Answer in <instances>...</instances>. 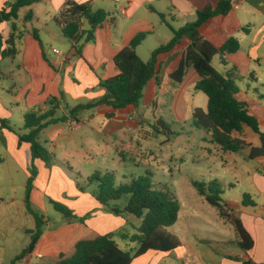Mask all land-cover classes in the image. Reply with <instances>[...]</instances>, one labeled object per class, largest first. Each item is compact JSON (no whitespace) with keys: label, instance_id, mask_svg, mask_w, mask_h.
<instances>
[{"label":"crops","instance_id":"crops-1","mask_svg":"<svg viewBox=\"0 0 264 264\" xmlns=\"http://www.w3.org/2000/svg\"><path fill=\"white\" fill-rule=\"evenodd\" d=\"M74 1L80 4L90 3L94 11L102 9L114 20L113 25L105 22L96 28L95 40L85 45L82 57L76 54L71 42L63 36L60 25L55 21V17L64 8L67 0H39L31 6L21 8L17 19L2 24L0 28L6 40L13 31V25L16 26L14 31L16 53L0 61V119L8 121L7 127L2 126L0 121V134L6 141L5 150L0 153V165L5 161H12L13 165L26 172L28 179L31 176L28 171L32 165L31 146L29 143L20 145L17 135V133L28 132L24 124L26 114L36 111L43 113L55 108L56 118H61L58 116L59 112L63 117H67L63 121L67 125L58 122L50 125L51 128L49 126L44 129L53 147L59 149L63 146V138L71 139V137H65L66 129H70L68 125L71 124L72 129L74 123H80L69 117V109L79 104L96 101L105 95V90L100 87V80L110 79L119 74L115 56L126 48L136 35L148 34L136 51L143 61H149L155 49L171 40L172 28L179 29L188 22L195 21L198 10L209 3L216 6L218 2V0ZM230 1L231 4L237 2L238 7L232 6L227 14L210 18L201 26L200 32L218 48L231 38L238 40L240 47L237 52L215 56L212 65L222 75L236 80L239 87L236 98L247 104L250 114L258 119L260 128L264 132V0ZM7 2L8 0H0V9L6 7ZM162 25L167 26L168 32L163 30ZM149 41L152 45L146 47ZM188 44L189 40L183 38L172 50L160 54L157 66L159 85L157 79H152L146 86L144 97L138 106L130 105L115 110L103 104L80 113V120L83 119L86 124H90V117L106 116L107 121L103 118L102 130L108 135L126 128L139 129L145 123L140 110L158 106L160 91L174 84L170 74L180 66ZM57 46L62 49L60 50ZM54 50H58L59 53L56 54ZM217 57L218 60L215 63ZM6 59L10 62L3 64ZM199 80L200 76L195 68L189 67L183 81L175 84L177 90L171 106L178 108L184 92L190 85L196 87ZM247 80L251 82L246 83ZM53 98L57 102L52 106L49 101ZM204 106L208 108V97L204 100ZM196 108L199 107H195L194 110ZM111 114L112 116H109ZM14 118H18L23 125H17V123L13 125ZM159 119L155 116L156 122ZM245 129L246 126L234 136L241 138L247 144L256 146L255 139L248 140L245 137ZM219 149L227 155L230 153L222 151L220 147ZM49 150L56 160L62 156V159L69 161L70 157L75 156L68 151L55 153L53 149ZM79 155L86 158L83 153ZM257 160L262 165L261 172L257 174V189L264 198V157ZM34 165L38 174L30 193L33 208L47 210V202L52 199L66 205L76 216H87V218L83 223L79 219H67L62 215L63 218L58 223H52L51 219L46 217L47 223L34 250L16 264H39L46 256H58L92 231L101 235H111L121 249L127 250L124 247L128 246V243L125 244L128 235L121 234V230H124L127 224L125 218L127 213L115 214L111 211L110 203L108 206L102 205L94 193L89 192L79 182L77 175L71 174L78 172L73 164H68L69 170H67L56 163L47 167L43 160L36 159ZM1 200L0 264H11L28 246L31 240L30 231L36 228V222L27 211L25 198L23 205L25 213L29 216H24L23 212H20L18 216L17 213L15 214L17 204L14 197H8L7 201L2 197ZM4 202L8 205L3 206ZM226 203L229 206L233 205L232 203L235 204L232 212L241 218L252 235L254 248L248 254L240 253V249L212 252L210 258L212 261L208 264H243L241 261L225 258V253L252 260L255 264H264V203L255 202V207H243L242 201L228 200ZM9 209H11L10 212ZM14 229H24L26 241L12 253L10 259H7L10 252V240L15 238ZM119 238H122L124 242H121ZM181 243L179 248L171 252L148 251L134 259L131 264H176L179 262L180 264H196V260L203 262L193 245L183 243L182 240Z\"/></svg>","mask_w":264,"mask_h":264},{"label":"trees","instance_id":"trees-1","mask_svg":"<svg viewBox=\"0 0 264 264\" xmlns=\"http://www.w3.org/2000/svg\"><path fill=\"white\" fill-rule=\"evenodd\" d=\"M38 1L9 0L6 7L0 9V28L2 24L17 19L21 8L31 6ZM231 7L230 0H218L216 6L207 4L203 9L197 11L195 21L188 22L179 29L172 28L171 40L155 49L149 61H143L136 51L148 34L136 35L129 45L115 56L119 74L110 79L100 80V87L105 90V95L96 101L79 104L69 109V117L73 121L80 122V113L103 104L109 105L115 110L130 105L138 106L144 97L148 83L152 79H157L159 85L157 66L160 54L172 50L183 38H187L189 44L183 54L182 62L178 69L170 74V79L174 84L181 83L191 66L198 72L200 80L196 84V89L208 97V108L207 110L196 108L193 111L194 125L210 132L211 141L224 152L237 153L242 148L249 146L251 159L264 157V132L260 128L258 119L250 114L247 104L236 98V94L239 92L236 80L222 75L212 65L215 56H225L237 52L240 47L238 40L231 38L218 48L200 32V28L205 22L217 15L227 14ZM55 21L60 25L63 36L71 42L79 57H82L85 45L95 40V30L98 26L105 22L112 25L114 23L113 18L106 11L102 9L94 11L90 3L80 4L74 0H67L64 8L55 17ZM15 28L16 26L13 25V31L6 40L0 30V61L16 53ZM35 37L38 39L36 33ZM224 62L226 63L225 59ZM49 102L53 106L57 100L53 98ZM65 119H67L66 116L55 117V108L43 113L31 112L24 118L25 129H28V132L17 133L20 145L29 143L31 146V176L27 182L25 202L27 211L35 219L36 228L30 231L31 240L28 246L16 256L11 264H16L17 261L32 253L43 234L44 226L47 223L46 216L37 212L30 200L33 183L38 174L34 161L41 159L47 167L53 165L54 154L40 141V135L50 125L65 121ZM0 121L2 126H8L7 120L0 119ZM156 125L171 133L163 119H159ZM244 126L250 127L259 135L261 146H252L234 136L235 133H240ZM89 180L97 182L94 195L104 206H108L111 201L120 200L125 194L131 195L126 211L142 220L138 233L131 237V241L137 243L138 247L133 253L124 251L116 244L111 235H101L92 231L65 252L58 256H46L39 264H131L134 259L148 251L171 252L182 245L179 237L168 231V228L179 220V201L168 187L156 189L151 182L150 172L144 177L133 178L130 183L119 185L116 183L114 174L110 172L104 174L97 172ZM193 185L199 195L210 205L216 207L220 216L233 226L240 253L248 254L254 248V239L241 218L232 212V207L222 199L224 193L222 185L217 180L210 183L195 181ZM49 202L57 212L67 219H79L84 223L87 218V216H76L72 210L60 202L52 199H49ZM242 206H256L250 194L243 195ZM111 211L115 214L121 213L118 208H112ZM224 257L241 261L243 264H255L252 260L241 258L232 253H225Z\"/></svg>","mask_w":264,"mask_h":264},{"label":"rangeland","instance_id":"rangeland-1","mask_svg":"<svg viewBox=\"0 0 264 264\" xmlns=\"http://www.w3.org/2000/svg\"><path fill=\"white\" fill-rule=\"evenodd\" d=\"M162 28L168 32L166 25H162ZM170 33L172 34L171 31ZM150 45L152 43L149 41L145 46ZM57 47L62 49L60 46ZM217 60L218 57L215 63ZM8 62L10 61L6 59L3 64ZM249 82L251 81L247 80L246 83ZM176 90L177 85L171 84L160 91L157 107L140 110L145 123L139 129L126 128L108 135L102 130L103 118L106 116L96 115L94 118L90 117V124H86L83 119L80 123H74L72 129L69 124L70 129H66L65 137L71 139L63 138V146L59 149L53 147L46 130L41 134V142L55 153L68 151L75 154L69 161L57 156L54 163L61 164L67 170H69L68 164H73L78 172L71 174L77 175L79 182L89 192L94 193L97 189V182L89 180L97 172L113 173L118 185L130 183L133 178L144 177L150 172L153 186L156 189L168 187L180 204L179 220L169 227L168 231L178 236L183 243L193 245L203 260V262L196 260V264H208L212 261L210 259L212 252L238 251L237 235L233 226L220 216L218 209L199 195L193 182L210 183L217 180L224 189L222 194L224 201L241 202L243 195L247 193L254 202L263 204L264 198L257 189L256 181L262 165L257 159L250 158L249 146L228 155L221 152L219 146L211 141L210 133L194 125V108L207 110V106H204L207 96L194 85H190L184 92L179 107L173 108L171 102ZM58 116L63 117L61 112ZM155 116L165 121L171 133L156 125ZM12 121L13 125L16 123L23 125L18 118ZM60 123L67 125L63 121ZM245 130V137L248 140L255 139L256 146H261L259 135L247 126ZM5 147V138L0 134V153ZM79 153L85 154L86 158ZM27 180L26 172L13 165L12 161H5L0 165V210L2 197L5 201L8 197H14L17 204L15 214L17 213L18 216L23 212L24 216H29L25 213L23 205ZM130 198V194H125L120 200L111 201L110 206L118 208L123 214H128L125 215L127 224L124 230H121V234L128 235V239L125 240L128 246L124 249L133 253L137 243L131 241V237L138 233L142 220L129 215L130 213L126 211ZM232 204L230 207L235 209V204ZM6 205L8 204L4 202L3 206ZM35 209L51 219L52 223H58L63 218L50 202H47V210L39 207ZM25 235L24 229H14L15 238L10 240L7 259H10L12 253L25 243ZM119 239L124 242L122 238Z\"/></svg>","mask_w":264,"mask_h":264},{"label":"built area","instance_id":"built-area-1","mask_svg":"<svg viewBox=\"0 0 264 264\" xmlns=\"http://www.w3.org/2000/svg\"><path fill=\"white\" fill-rule=\"evenodd\" d=\"M232 6L236 8V7H238V3H237V2H233V3H232ZM54 52H55V53H59L58 50H54Z\"/></svg>","mask_w":264,"mask_h":264}]
</instances>
